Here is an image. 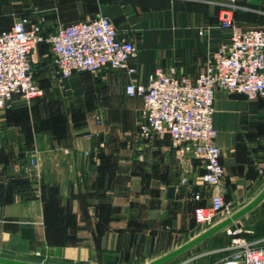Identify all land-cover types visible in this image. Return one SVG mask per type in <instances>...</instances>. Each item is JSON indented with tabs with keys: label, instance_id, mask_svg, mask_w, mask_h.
Masks as SVG:
<instances>
[{
	"label": "crops",
	"instance_id": "obj_1",
	"mask_svg": "<svg viewBox=\"0 0 264 264\" xmlns=\"http://www.w3.org/2000/svg\"><path fill=\"white\" fill-rule=\"evenodd\" d=\"M225 3L0 0V32L21 20L59 28L106 16L137 48L129 63L133 75L105 72V86H79L76 74L64 88L70 98H45L41 86L42 98L30 104L16 99L0 114V257L29 260L44 252L81 264H111L114 257L155 250L165 256L179 248L170 244L193 230L195 210L208 204L193 194L207 200L214 191L201 185L199 162L180 163L169 140L141 141L142 100L127 96L126 87L146 84L156 69L193 79L203 74L230 42V32L220 28ZM234 20L264 29V0H242ZM37 48L35 63L52 75L57 68L50 44ZM65 107L80 109L66 115ZM215 107L230 203L243 188H264V100L218 91ZM184 177L188 188L181 187Z\"/></svg>",
	"mask_w": 264,
	"mask_h": 264
},
{
	"label": "built area",
	"instance_id": "obj_2",
	"mask_svg": "<svg viewBox=\"0 0 264 264\" xmlns=\"http://www.w3.org/2000/svg\"><path fill=\"white\" fill-rule=\"evenodd\" d=\"M241 1L226 0L220 28L230 32V42L218 50L197 79L181 76L175 69H156L146 84L130 83L126 87L127 96L142 100L140 136L148 141L169 140L180 163L188 159L199 162L201 185L214 191L207 200L199 193L193 194L199 203L208 201L194 214L196 223L204 226H212L230 210L215 126L217 92L264 100V29L243 28L235 22L234 12ZM27 24L21 20L10 30L0 32V111L11 109L16 99L30 104L43 97L33 56L44 42L50 44L63 80L78 73L98 74L104 69L136 73L129 65L137 55L135 44L121 37L106 16L60 27L48 37L40 26ZM181 186H189L187 177L181 179ZM219 264H264V246L243 244Z\"/></svg>",
	"mask_w": 264,
	"mask_h": 264
},
{
	"label": "rangeland",
	"instance_id": "obj_3",
	"mask_svg": "<svg viewBox=\"0 0 264 264\" xmlns=\"http://www.w3.org/2000/svg\"><path fill=\"white\" fill-rule=\"evenodd\" d=\"M237 9H239V4ZM237 9L235 10V12L237 11ZM59 28L41 27L42 32L46 37L53 35ZM37 51L38 48L36 49V52ZM46 70H47L46 68L41 66L40 62L35 63V73L37 77V82L40 86L46 88L45 98L48 97L47 95L48 93H51L50 97L52 99L62 100V99L70 98L69 94L65 92L64 88H66L65 86H71L70 84L71 80L70 79L63 80L59 78L58 72L56 70H53L52 75L50 74L49 76H47ZM105 72L113 73L118 71L104 69L100 73L90 74V76L86 75L87 73H78L77 75L81 76V79L78 81L80 82L79 86H105V84L101 82L102 74ZM49 88L53 89V91H50ZM79 109L80 108L77 107H65V113L66 115H72V114L74 115V113L77 112ZM87 109H92V107H88ZM53 110L55 111L58 109L56 107H53ZM4 112L6 111H0V114ZM138 135L141 141H145L149 143L154 142L143 139L140 136V133H138ZM188 181L190 182V179H188ZM181 187L188 188L187 186H181ZM263 189L264 188L261 186L247 187L241 189V192L239 193V197H238L239 199L237 201L233 199L230 200L229 214L225 213L223 215H220L216 219L214 224H212V226L199 225L196 223L194 217L195 226L193 230L188 234H186L184 237H180L179 239L173 241V243L170 244V249H175L183 246L184 244L188 243L189 241L193 240L194 238L208 231L217 224L230 218L231 216L242 210L244 207H246L248 204H250L260 194V192ZM243 244H257L258 246H264V202L258 208L252 211L250 214H248L247 216H245L244 218H242L241 220H239L238 222H236L226 230L209 238L205 242L201 243L200 245L196 246L189 252L185 253L184 255L171 261L168 264H191V263L219 264L223 260L233 256L236 253V251L240 249V246H242ZM155 249H157V246ZM148 253H147L148 256L146 254L145 256L138 255L136 258L123 255L121 260L120 258L118 259L113 256L114 259L111 260L110 263L111 264H142L146 261L161 257L162 255L165 254V251L155 250L152 253L150 252L151 254ZM20 261L40 263V264H81L77 261L74 262L68 260L65 257L55 258L50 255L48 256L45 255L44 252L39 257L31 258L29 260H20Z\"/></svg>",
	"mask_w": 264,
	"mask_h": 264
},
{
	"label": "water",
	"instance_id": "obj_4",
	"mask_svg": "<svg viewBox=\"0 0 264 264\" xmlns=\"http://www.w3.org/2000/svg\"><path fill=\"white\" fill-rule=\"evenodd\" d=\"M175 195V188H171L169 190V198L173 199ZM264 202V190L260 193L250 204L244 207L242 210L231 216L230 218L224 220L223 222L217 224L216 226L212 227L208 231L204 232L203 234L199 235L198 237L194 238L193 240L189 241L188 243L184 244L183 246L179 247L178 249L162 256L149 264H168L171 261L179 258L180 256L184 255L185 253L189 252L196 246L200 245L201 243L205 242L209 238L217 235L218 233L226 230L256 208H258ZM0 264H40V263H32L20 260H13L0 257Z\"/></svg>",
	"mask_w": 264,
	"mask_h": 264
}]
</instances>
